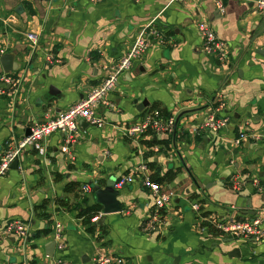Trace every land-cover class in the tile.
Listing matches in <instances>:
<instances>
[{"label":"crops","instance_id":"0c3cea01","mask_svg":"<svg viewBox=\"0 0 264 264\" xmlns=\"http://www.w3.org/2000/svg\"><path fill=\"white\" fill-rule=\"evenodd\" d=\"M255 1L225 0L226 11L220 13L214 0H0V56L14 54L17 69L9 73L20 80L17 89L0 95V155L35 123L83 99L143 28L155 25L167 39L153 43L120 76L108 104L100 108L103 127L80 122L76 160L62 152L65 133L55 132L47 154L25 148L18 168L0 178V264H55L59 257L95 264L99 253L121 258L122 264L264 263V240L234 238L218 247L213 242L232 237L202 230L208 221L250 219L264 212V12ZM202 22L229 44L227 63L204 53ZM32 31L40 34L35 51L27 37ZM49 53L62 62L48 63ZM1 73L6 72L0 63ZM52 85L58 96L50 94ZM143 101L148 105L139 109ZM150 109L180 116L172 136H147L170 138L169 147H148L125 135V128ZM212 114L229 116L227 129L219 134L201 130ZM241 136V145H235ZM150 159L162 175L177 173L167 184L175 197L157 231L145 230L154 200L140 178L117 189L129 212L102 210L90 222L80 216L98 203L93 188L84 192V185L104 188L112 175L120 178ZM256 177L260 188L252 182ZM70 182L79 187L67 191ZM46 202L50 218L39 210ZM196 202L198 211L192 207ZM17 218L32 222L26 245L4 232ZM57 223L65 249L55 247L50 256ZM234 248H240V257L229 254Z\"/></svg>","mask_w":264,"mask_h":264},{"label":"built area","instance_id":"2783aa9c","mask_svg":"<svg viewBox=\"0 0 264 264\" xmlns=\"http://www.w3.org/2000/svg\"><path fill=\"white\" fill-rule=\"evenodd\" d=\"M101 1V0H92ZM182 1V0H173ZM217 9L220 13H225V0H214ZM257 8L264 12V0L255 1ZM199 33L202 37V49L204 53L213 56L220 63H227L230 58L229 44L224 39L220 38L216 32L205 22L199 26ZM27 37L32 42L33 51L38 47L40 34L32 31L27 33ZM166 44L167 39L164 33L155 25H148L140 31L135 43L129 51L123 55L117 62L107 65L106 77L98 85L94 86L88 94L76 104L69 107L62 113L49 117L44 121L35 123L30 133L25 135L15 145H10L3 154L0 155V178L4 177L11 170L12 162L16 159L25 148L33 147L39 154L45 155L48 153V139L55 132L65 133V144L62 146V152L66 154L72 161L76 160V154L73 150V145L80 137V122L85 121L89 125L103 127L105 119L101 115L100 108L106 103V98L109 93L116 89L120 76L129 71L134 63V60L141 57L146 50L153 44ZM46 61L50 64L61 63V59L54 53L46 55ZM4 85V86H1ZM6 85L9 88H6ZM20 85V80L13 77L10 73L0 74V95L7 93L10 88L17 89ZM230 122L229 116L217 117L210 115L207 120L200 126L201 130H208L215 134H219L222 129L227 127ZM176 118L174 116H165L159 109H150L138 123L127 126L124 130L125 135L139 140L151 132L154 135H172L175 132ZM246 136V135H245ZM244 136L235 138V145H241ZM158 150L159 147H156ZM152 170L146 162H143L133 171L120 177L115 185L117 189H121L128 183L133 182L135 178H140L141 182L149 190L153 200L154 208L148 221L145 225V230L149 234L158 230V227L164 222V211L167 206L173 201L175 192L171 190L167 184H162L151 177ZM241 186V182L236 181ZM253 184L260 188V179L253 178ZM92 186L86 184L83 186L84 192H90ZM193 209L198 211L199 204L196 202L192 205ZM125 211V210H122ZM130 209L126 208L125 212ZM31 221L23 219H13L9 221L4 232L13 234L19 238L21 244L26 245L31 235ZM203 231L217 232L221 235L231 236L232 238H254L257 241L264 240V212L257 214L250 219L232 218L226 221H208L204 223ZM64 234L62 225L57 223L54 230V238L56 240V248L58 251L65 249ZM95 264H122V259L113 257L107 254L99 253L94 257ZM55 264H73L62 257L56 259Z\"/></svg>","mask_w":264,"mask_h":264},{"label":"water","instance_id":"95a60500","mask_svg":"<svg viewBox=\"0 0 264 264\" xmlns=\"http://www.w3.org/2000/svg\"><path fill=\"white\" fill-rule=\"evenodd\" d=\"M14 58H15V56L13 53H5V54L0 56L1 66H3L4 71L6 73H9L11 70L17 69V66H16L17 63H15ZM49 92L51 95H54V96H58L60 94V91L54 85H52L50 87ZM146 105H148V101H143L139 105V109L144 108ZM179 118H180V116L176 119V127H175L174 134L177 131ZM82 124L89 125V123H87L85 121H83ZM225 129H227V127H225ZM29 133H30V131L27 134H29ZM18 163H19L18 158L14 159V161L12 162L11 168H13V169L18 168ZM118 179H119V177L112 175L107 180L106 186L104 188H102L100 185H97V184L92 186L93 190L95 192L96 201L103 206V213H105V214L117 213V212H121L123 210L122 202L118 199L120 192L115 187ZM233 240H234V238H228V239H224V240H220V241H215L213 243H214V245L219 247L222 245V243H228V242L230 243ZM55 247H56V240H53L51 247L47 248L48 252H49L48 254L50 256L54 255ZM240 252H241L240 248H234L229 254L231 256H233L234 254L235 255L237 254V256L240 257ZM177 263H178L177 260H175L174 264H177Z\"/></svg>","mask_w":264,"mask_h":264},{"label":"trees","instance_id":"16d2710c","mask_svg":"<svg viewBox=\"0 0 264 264\" xmlns=\"http://www.w3.org/2000/svg\"><path fill=\"white\" fill-rule=\"evenodd\" d=\"M165 116H167L165 114ZM148 134L151 136H153L154 134L149 132L147 133L140 141L142 144L148 146V147H152L155 144L158 143H163L166 147L170 146L171 143V139H163V140H159V141H155L153 138L147 137ZM173 135V134H172ZM171 135V136H172ZM146 158H150L152 156V151L148 150L145 153ZM149 168L154 172H152L151 177H153V179L159 183L162 184H169L170 182H172L174 180V178L177 176V173L174 172L173 170H169L165 175H162L159 171V169L156 167L157 164L154 160L150 159V161L147 163ZM79 187V183H73L70 182L67 184L66 186V190L67 191H75L77 188ZM60 204H65V199L60 198L58 201ZM45 206H47V202L44 204V206H41L39 208V210L42 211L41 215L44 218H50L51 215L46 213V211H44L43 208H45ZM103 208L101 204L95 203L90 207H87L85 209H82L80 212V216H85V221L86 222H90L91 219L97 215H99L102 212ZM49 231V229L47 230Z\"/></svg>","mask_w":264,"mask_h":264}]
</instances>
